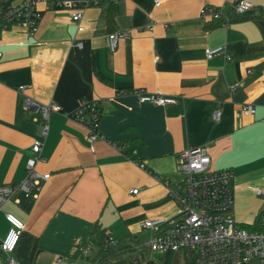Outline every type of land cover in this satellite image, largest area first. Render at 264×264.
<instances>
[{
    "label": "crops",
    "instance_id": "crops-1",
    "mask_svg": "<svg viewBox=\"0 0 264 264\" xmlns=\"http://www.w3.org/2000/svg\"><path fill=\"white\" fill-rule=\"evenodd\" d=\"M156 1L89 8L83 32L68 11L43 12L34 36L0 25V185L25 179L32 144L42 139V114L27 109L28 100L57 104L63 113L98 102L101 132L126 147L121 152L99 141L91 148L81 124L63 113L50 115L37 164L49 179L37 198L19 194L1 212L8 229L7 214L25 225L13 254L19 264L59 255L69 264H95L82 260L81 249L95 248L96 224L118 241L124 262L163 256L165 264H185L179 253L153 254L149 242L157 230L142 225L166 219L164 230L182 217L162 183H183L179 153L190 147L205 148L212 169L234 172L235 219L246 229L259 228L264 196L253 189L264 190V0H247L253 9L242 16L233 10L238 0H158V7ZM208 6L230 21L205 22L199 13ZM116 31L128 36L111 52L108 36ZM217 47L231 60L207 59L206 49ZM135 91L176 103L139 104ZM248 104L254 115L243 113Z\"/></svg>",
    "mask_w": 264,
    "mask_h": 264
},
{
    "label": "built area",
    "instance_id": "built-area-1",
    "mask_svg": "<svg viewBox=\"0 0 264 264\" xmlns=\"http://www.w3.org/2000/svg\"><path fill=\"white\" fill-rule=\"evenodd\" d=\"M121 0H20L17 3H6L0 12V25L3 29L18 27L30 36H34L42 19L43 12L52 11L60 13L68 11L78 32L84 31L82 24L84 13L92 7H101L108 4H118ZM161 2L156 1V6ZM43 5L45 8L40 9ZM253 9V4L247 0H238L233 5L234 12L242 16ZM199 16L205 22L214 21L228 23V16L217 9L208 6L201 9ZM152 28H150L151 30ZM128 34L122 31L112 32L108 36L109 49L115 52L119 41ZM207 59L223 56L227 61L231 56L223 47L206 49ZM0 53V59L2 57ZM239 87L235 85L231 91ZM25 88L21 87L20 91ZM134 95L139 104H154L167 106L176 103L175 98L165 97L161 93H146L135 91ZM41 112L44 124L41 140L32 144L33 155L27 161V174L25 179L17 184L0 185V213L5 210L12 201L16 202L17 196L23 194L27 198H37L38 190L46 182L50 174H40L37 164L41 160V152L44 141L49 133V117L53 113L62 114V108L57 104L38 105L28 100L27 109L32 107ZM256 112L252 104L243 107L245 115H254ZM69 119L77 121L86 130V141L91 148L99 141H103L124 152L125 146L117 147L115 142L108 139L100 130L102 107L98 102L83 101L77 109L69 113H63ZM221 112L214 114V119L219 120ZM179 174L183 177V183L163 181V186L171 200H173L182 217L168 227L166 219L150 220L143 223L145 229L157 233L149 242L150 251L153 254L163 255L168 252L182 254L192 264H250L256 260L264 264V211L258 220L259 228L249 230L240 226L233 214L235 205L234 181L235 175L231 169L215 170L211 167V157L207 150L202 147H190L179 153L177 165ZM258 197L264 196V190L253 189ZM134 190L132 194H137ZM9 224L8 232L0 240V264H19L13 254L17 249L23 232L24 223L12 214L6 215ZM118 241L108 235L105 239V248H117ZM82 260L89 262L93 258L94 251L90 246L81 249ZM134 264L139 261L133 260ZM146 261L143 262L145 264ZM52 264H69L62 256H56ZM78 264V263H76Z\"/></svg>",
    "mask_w": 264,
    "mask_h": 264
},
{
    "label": "trees",
    "instance_id": "trees-1",
    "mask_svg": "<svg viewBox=\"0 0 264 264\" xmlns=\"http://www.w3.org/2000/svg\"><path fill=\"white\" fill-rule=\"evenodd\" d=\"M8 0H0V12L4 8L5 4ZM116 16V11L113 10L110 13V23H113L114 18ZM108 237L103 230L101 229V226L99 224L95 225L92 237H91V243L95 246L93 247V251L95 252L94 257L92 258L93 263L95 264H134L130 260L128 262H124L122 259H120L119 253L121 249H119V243L117 248H105V239ZM144 261L138 262L137 264H143ZM32 264H35L33 261ZM145 264H160L159 262H155L153 260H148L145 262ZM185 264H192L188 260H186Z\"/></svg>",
    "mask_w": 264,
    "mask_h": 264
},
{
    "label": "rangeland",
    "instance_id": "rangeland-1",
    "mask_svg": "<svg viewBox=\"0 0 264 264\" xmlns=\"http://www.w3.org/2000/svg\"><path fill=\"white\" fill-rule=\"evenodd\" d=\"M1 215L2 213L0 214V240L2 239L1 237H3L5 233L8 231V226L2 221ZM157 262H159L160 264H165L163 256H157ZM20 264H24V263L20 262ZM36 264H52V262L50 260H45V261H40V262L38 261ZM169 264H171V262H169ZM250 264H259V263L258 261L254 260L250 262Z\"/></svg>",
    "mask_w": 264,
    "mask_h": 264
}]
</instances>
